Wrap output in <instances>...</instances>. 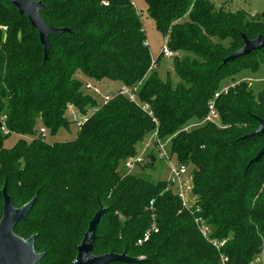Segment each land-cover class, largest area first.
Returning a JSON list of instances; mask_svg holds the SVG:
<instances>
[{"label": "trees", "instance_id": "obj_1", "mask_svg": "<svg viewBox=\"0 0 264 264\" xmlns=\"http://www.w3.org/2000/svg\"><path fill=\"white\" fill-rule=\"evenodd\" d=\"M40 1L48 25L70 29L50 35L48 59L29 18L0 0V114L9 130H0V219L5 183L16 207L38 195L14 229L23 238L37 234L35 249L45 253L37 264H73L101 205L106 212L94 254L126 251L138 259L110 264H257L264 253V155L248 163L264 145V132L243 136L258 128L256 116L264 119V88L255 93L245 81L233 83L215 98L218 123L185 128L208 115L225 79L264 65V48L223 63L244 45L243 35L264 34V19L218 8L214 0H145L168 47L184 55L174 61V85L151 71L134 0ZM104 79L140 84L139 99L152 115L125 95L101 103L85 89ZM70 104L83 114L97 110L75 139L44 140L41 128L52 135L70 128ZM151 131L170 137L171 156L188 166L194 207L185 206L168 180L118 170ZM13 134L19 138L6 147ZM198 217L211 226L212 239L224 241L218 249ZM154 223L158 232L139 244Z\"/></svg>", "mask_w": 264, "mask_h": 264}, {"label": "rangeland", "instance_id": "obj_2", "mask_svg": "<svg viewBox=\"0 0 264 264\" xmlns=\"http://www.w3.org/2000/svg\"><path fill=\"white\" fill-rule=\"evenodd\" d=\"M218 8H224L228 11L236 12L238 10H244L247 12L251 18H263L264 19V0H214ZM134 4L136 7V10L141 16L142 24L146 32L147 36V42L149 44L151 56L153 60H156V67L152 68L151 71H157L159 76L161 78L165 79H172L175 83L178 81V76L174 69V61L176 57H183L182 54L175 53V56H165L162 54L163 46L166 43V38L163 35L161 31L157 29L156 22L152 18L149 9L148 4L145 0H134ZM264 65L261 67V69L257 72H253L251 70H243L240 73H238L235 76V80L232 78L225 79L222 82V89L228 88L232 86V83H239L241 81H245L248 83V86L253 89L255 93H258L264 88ZM92 82V81H91ZM102 91L103 94H114L118 88H120L122 85L120 82H114V81H108V80H102L101 82H94ZM92 94H94V91H90ZM98 98L102 101V96H98ZM77 119H81L84 114L78 112L77 113ZM67 117L71 120H75L73 117V114L69 111L67 112ZM200 121L191 120L186 124L188 129L193 128V124L198 123ZM40 127V126H39ZM79 131V126L77 122H73L70 126V128H61L57 134L52 135L48 130L45 133L46 141L48 142H61V141H70L77 137ZM156 136V131H151L148 133V135L137 144L136 150L137 154L139 156H144L145 161L138 166H131L127 167L125 160H121L119 162L118 170L122 175L126 174H135L137 176H142L147 179H150L152 181H159V180H168L171 171V165H178V162L176 160L175 156H171V145L170 142L167 143L165 147V151L167 152V156H160V150L156 148L154 145V138ZM19 136L17 134L11 135L6 141L5 145L6 147L13 146ZM166 139L162 140L163 142ZM150 154H154L156 158L154 160L152 159V162L154 164H151L149 162ZM191 179H193L192 175L190 174ZM193 184V183H192ZM173 192L177 191L176 187H173ZM196 196L190 195L187 199V205L188 207L192 208L194 207V203L196 202ZM153 219H156V215L153 216ZM208 225V224H206ZM157 226V224H156ZM211 229V226L208 225ZM158 228V227H157ZM154 232H158V229ZM218 249V247H216ZM258 259H261L264 261V253H262L260 256H258Z\"/></svg>", "mask_w": 264, "mask_h": 264}, {"label": "water", "instance_id": "obj_3", "mask_svg": "<svg viewBox=\"0 0 264 264\" xmlns=\"http://www.w3.org/2000/svg\"><path fill=\"white\" fill-rule=\"evenodd\" d=\"M14 4L20 14H25L32 26L39 32L41 43L44 46V57L49 58L51 43L49 40L52 34H61L70 31L69 28L53 27L48 25L43 19L40 11L45 7L40 0H9ZM244 45L226 57L223 63L234 60L235 58L250 54L255 50L264 48V34L258 35L254 39H249L243 35ZM259 122L258 128L243 136V138L252 137L264 132V119L256 116ZM1 125V124H0ZM264 155V145L259 152L248 163L251 165L258 162ZM154 160V158H153ZM3 193V213L0 219V264H37L45 255V253L37 252L35 242L37 234L29 238H23L15 233V226L22 220L26 219L29 211L35 204L38 195L36 194L30 201L20 207H16L5 183L2 188ZM106 212L104 205L95 213L91 219L88 229L81 242L77 245V256L73 264H110L113 262H135L137 258L129 256L126 251L116 253L111 251L100 255L94 254V243L97 239V230L102 215Z\"/></svg>", "mask_w": 264, "mask_h": 264}, {"label": "built area", "instance_id": "obj_4", "mask_svg": "<svg viewBox=\"0 0 264 264\" xmlns=\"http://www.w3.org/2000/svg\"><path fill=\"white\" fill-rule=\"evenodd\" d=\"M3 29L6 30L7 27L4 26ZM162 53H163V55L168 56V57H171V56L175 55L174 51H172L168 47L167 41H166L165 45L163 46ZM156 62H157L156 60H153L151 69L156 67ZM139 88H140V84L135 85V86H129V85L123 84L120 88H118L116 90V92L114 94H108V93L107 94H103L101 89L96 84H94V82L88 81L85 84V89L87 91H89V92L91 90L94 91L93 95L95 97L102 96L103 100L101 101L99 99V101H101V103H106L115 94H122V95L127 96L131 101H133V102L137 103L138 105H140L143 110L149 112L152 115V111H151L150 105L147 102H141L140 99H139V96H138ZM227 90H228V88H224L220 92H217L215 94L214 99L210 102L208 115L203 120H200V122L193 124L194 125L193 127L201 125V124H204L206 122L218 123L219 115H218V111L216 110V107H215V98L219 97L221 92L227 91ZM96 110H97V107H93L92 109H90V111L87 114H84V116L81 119H77L76 115L79 112V110L73 104L69 105V112L73 114V117L75 119V120H73V122L74 121L77 122L79 127L81 125H83L89 119V116L93 112H95ZM5 120H6V115L0 114V124H1L0 125V130L3 131L5 134H8L9 130H8L7 126H6ZM185 129H188V127H186ZM46 131L47 130L45 128H41L40 129V132L42 133V135L44 137L43 138L44 140H46V136H45ZM28 138L32 139V137H28ZM170 141H171V138L169 137L163 142L162 139H160L158 137V134L156 132V136L154 138V145L156 146V148H158V150H160V152H161L160 156L161 157L168 155L167 152L165 151V147H166L167 143H169ZM144 161H145V157L144 156L137 155V156L130 157L125 162H126V166L127 167H131V166H134V165L135 166L141 165ZM170 175L171 176L168 179L170 187H174V186L176 187L178 196L183 200L185 206L187 208H190L187 205V202H188L187 199L189 198L190 195L193 196V193H192L193 184H192L191 176L189 174L188 166H186L184 164H178V165H173L172 164L171 165ZM153 203H154V201H151V205L152 206H153ZM153 216H155V215H153ZM196 222H197V224H198V226L200 228V231L204 235V237H206L208 239H211L213 241V243L218 248L224 244V241H218L216 239H212V237H211V229L209 228L208 225H206V223L204 222V220L202 218H200V217L196 218ZM157 229L158 228L156 226V223H154L152 225V227L145 232L144 236L138 240V243L142 244L143 242L149 240L151 235H152V233L155 230H157ZM227 261H228V258L226 256H223V262H227ZM257 264H264V261H262L260 259V261Z\"/></svg>", "mask_w": 264, "mask_h": 264}, {"label": "crops", "instance_id": "obj_5", "mask_svg": "<svg viewBox=\"0 0 264 264\" xmlns=\"http://www.w3.org/2000/svg\"><path fill=\"white\" fill-rule=\"evenodd\" d=\"M234 80V79H233ZM93 82V81H92ZM101 82V81H100ZM233 84V83H232Z\"/></svg>", "mask_w": 264, "mask_h": 264}]
</instances>
